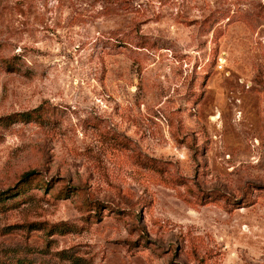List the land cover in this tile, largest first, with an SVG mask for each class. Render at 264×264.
<instances>
[{
    "label": "rangeland",
    "instance_id": "rangeland-1",
    "mask_svg": "<svg viewBox=\"0 0 264 264\" xmlns=\"http://www.w3.org/2000/svg\"><path fill=\"white\" fill-rule=\"evenodd\" d=\"M2 190L0 264H264V0H0Z\"/></svg>",
    "mask_w": 264,
    "mask_h": 264
},
{
    "label": "trees",
    "instance_id": "trees-1",
    "mask_svg": "<svg viewBox=\"0 0 264 264\" xmlns=\"http://www.w3.org/2000/svg\"><path fill=\"white\" fill-rule=\"evenodd\" d=\"M33 173H34L33 170L25 171V172H23L21 179H25L26 177H28L29 175H31ZM4 197H7L6 190L0 191V199H3Z\"/></svg>",
    "mask_w": 264,
    "mask_h": 264
}]
</instances>
